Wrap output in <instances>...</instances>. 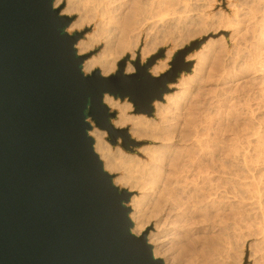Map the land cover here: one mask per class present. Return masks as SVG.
<instances>
[{"label": "water", "instance_id": "95a60500", "mask_svg": "<svg viewBox=\"0 0 264 264\" xmlns=\"http://www.w3.org/2000/svg\"><path fill=\"white\" fill-rule=\"evenodd\" d=\"M55 0H0V264H165L147 233H132L131 192L116 186L89 135L91 122L112 144H136L115 128L105 94L127 98L135 113L151 116L170 85L188 74L178 50L169 69H149L164 49L141 62L130 55L115 73L86 74L70 34L72 17ZM134 72L125 73L126 64Z\"/></svg>", "mask_w": 264, "mask_h": 264}, {"label": "rangeland", "instance_id": "374dc122", "mask_svg": "<svg viewBox=\"0 0 264 264\" xmlns=\"http://www.w3.org/2000/svg\"><path fill=\"white\" fill-rule=\"evenodd\" d=\"M74 1L75 11L70 14L65 12L66 0L54 5L62 6L60 14L72 17V23L85 15L84 5H88L87 0ZM142 1H146L144 5L152 1L156 11L148 9L142 15L145 20L140 17L142 32L139 30L134 40L137 38L140 47L148 44L152 49L148 57L164 49V58L157 61L169 58L165 71L178 50L196 43L197 48L185 58L192 62V69L170 85L172 92L164 96V101L153 103L151 116L135 113L127 98L116 100L128 108L127 116L154 120L156 105H165L166 97L188 87L173 141L175 156L167 162L163 174L167 185L173 182L174 186L180 181L181 186L186 184L190 193L193 192L186 214L182 219L186 205L177 209L166 207L159 191L145 194L146 187L139 175L148 156L137 151L154 143L132 137L130 124L119 127L126 128L136 143L126 149L120 138L112 144L108 133L91 122L92 129L104 132L105 143L114 156L113 170L107 172L114 178L124 176L125 182L117 186L131 192L130 213L135 211L137 219L145 223L143 232L157 250L155 257L165 264H264V146L247 147L243 143L255 139L256 126L264 122V0ZM130 5L129 0L127 6ZM132 6L126 7L125 13ZM92 22L86 24V20L72 32L68 27L67 32L83 33L80 40H87L97 31ZM103 48L104 43L100 42L81 55L91 54L87 58L90 59ZM126 55L131 58L132 52L118 56L114 70L102 75L115 73L117 62ZM183 81L187 83L182 84ZM107 106L116 114L111 119L113 125L120 111ZM92 129L89 135L94 139ZM96 153L104 163L101 153ZM233 154L236 157L232 161ZM183 175L187 177L186 183ZM202 196L201 203L198 198Z\"/></svg>", "mask_w": 264, "mask_h": 264}, {"label": "bare ground", "instance_id": "6f19581e", "mask_svg": "<svg viewBox=\"0 0 264 264\" xmlns=\"http://www.w3.org/2000/svg\"><path fill=\"white\" fill-rule=\"evenodd\" d=\"M61 1L63 0H55L54 5L59 4ZM87 1H88V5H84L86 7V8L84 7L85 15L80 13L82 14V16H80L76 22L72 23L69 26V31L72 32L82 27L84 24V21L86 22V20H87L86 24L94 21L96 25L95 27L97 30V31L94 30L96 32V33L94 32L95 36L93 35L90 37L88 36L87 40L82 39L80 40V42H77L76 44L77 53L81 55L89 51L90 49H92L96 44L100 42L104 43V48L102 49V52L98 56L84 60L82 64L83 72L90 73L95 68H100L102 74L110 73L115 68L116 59L118 58V56L122 55L126 51L132 52V56L129 59V61H134V59H136L135 57L137 56L134 50L140 47L139 46L140 43L137 40V38H135L136 41L134 40V37L136 36L137 32H139V30L142 29V27L140 29V25H141L140 17H142L141 19L145 20V16L143 17L142 15L145 14L144 12L146 10L148 12V9L155 10V8H153L154 3H151L152 1L147 0L148 3L149 2L150 3L149 4L145 3L144 5V2L146 1L143 2L142 0H134V2L133 1L131 2L130 0L131 5L127 6L129 4V0H87ZM66 2H67L66 4L67 6L65 9V12L70 14L72 11H75L73 6L76 1L66 0ZM132 3H133V6H132ZM146 4H148V8H144V6L147 7ZM131 6L132 8L129 9ZM126 7H129V8L127 10L128 12L126 11L125 13ZM163 7H165V5ZM76 8L77 7H75V9ZM88 20H90V22ZM146 21L144 22L146 23ZM152 25H153V22H152ZM142 26L144 25L142 24ZM151 51L152 49L148 46V44H145L144 46L140 47V56H141L142 63L144 62L145 58L148 57ZM168 59L169 58L166 57L165 59L161 61H156V63L149 69V73L152 76H158L159 74L163 73L168 67V64H167ZM200 59L202 58L200 57ZM124 71L126 74H130L134 72V67L130 64V62L126 64ZM186 83L187 82L183 81L182 84H186ZM187 88H188L187 86L184 87L175 96L166 97L165 105H156L157 112H156V117L154 120H150L145 117L127 116L125 111L128 108L126 106L120 105L119 101L110 95L105 94L103 97L104 104H107L114 108H118L120 111L117 119L113 122V125L115 128L124 129V128H119V127H122L126 124H130L129 133L132 137L138 140L145 139V140L150 141L151 143H154V145L152 146H149V147L147 146L144 148L142 147L141 149L137 151L139 154L143 153L148 156V160L146 162H143V170L140 172V175H139L141 184L146 187L145 194L147 195H152L155 192L159 191L161 194V197H163L162 202L165 204V206L168 205L166 207L170 206V208L173 207V209H177V208H180L182 205H186L185 209H183L184 213L183 211L181 212L182 219L184 215L186 214L185 212L187 210V203L190 200V194L193 192L190 193V191L187 189L186 184L184 186H181L180 181H176V185L174 186H173V182L167 185L163 181V174H164L167 162H170V160L175 156L173 141L175 140L176 135H177V124L179 120L178 118L180 116L179 111L182 107L181 102H184L185 100L184 94ZM173 107L175 108V111L177 112L173 111L172 109ZM256 128L258 129L255 130L254 134H257L258 136L256 135L257 137L253 140L248 139V140H245V142H243L245 143V145H247V147L248 146L249 147L250 146L251 147L252 146L254 147L264 146V122L263 123L261 122L258 125V127L256 126ZM91 135H93L94 137V150L96 152H100L101 153L100 156L105 159V162L103 163L104 169L106 171H108L109 169L112 171L114 167L112 163V159L114 158V156L110 152L109 146L106 145L105 143L104 132H102L101 130L97 128H93L91 131ZM235 155L236 154H233V156H231L232 161L236 157ZM133 158L136 159L137 157L136 158L133 157ZM137 159H140V158H137ZM182 177H184V180L185 178H187L186 175L185 176L183 175ZM204 178H206V176ZM204 178H203V181H205ZM184 180L182 179L181 182H183ZM113 182L116 186L118 184L124 183L125 182L124 176L119 175L115 177L113 179ZM185 183H186V180H185ZM181 184L183 185V183ZM178 185H180L181 187ZM202 198L204 199L203 196L198 199L201 201L203 200ZM201 203L199 204L202 205ZM135 213L136 212L133 211L132 213L129 214L130 219L133 222V227L131 230H132V233H134L135 235H140L143 233L145 223L142 220L137 219V217L135 216ZM153 254L154 256H156L157 254V250H155V248H153Z\"/></svg>", "mask_w": 264, "mask_h": 264}]
</instances>
